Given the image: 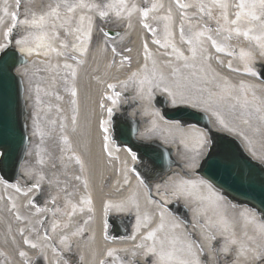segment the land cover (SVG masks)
<instances>
[{"label": "bare ground", "instance_id": "1", "mask_svg": "<svg viewBox=\"0 0 264 264\" xmlns=\"http://www.w3.org/2000/svg\"><path fill=\"white\" fill-rule=\"evenodd\" d=\"M203 1L216 11L211 29L186 16ZM174 2L0 0V46H13L29 60L17 74L40 124L35 140L32 118L33 146L22 180L0 178V264H40L43 258L46 264H181L193 259L189 245L200 264L264 263L258 259L264 254L261 217L197 175L209 147L206 132L170 121L152 105L162 97L171 109L208 115L216 131L238 140L264 166V41L251 38L264 29L247 16L239 25L230 23L239 0H220L227 8L214 0H184L183 8ZM79 4L88 7L68 11ZM41 16L43 24H34ZM100 19L116 30L114 40ZM236 27L252 31L248 37L226 31ZM25 38L26 44L16 43ZM249 66L258 74H247ZM122 104L143 123L137 139L172 149L184 166L172 169L154 193L137 172L134 154L111 135L109 109ZM178 185L183 191L174 194ZM178 206L189 208L188 218ZM131 217L128 233L124 226L121 233L112 230L111 219ZM72 243L80 262L67 253Z\"/></svg>", "mask_w": 264, "mask_h": 264}, {"label": "water", "instance_id": "2", "mask_svg": "<svg viewBox=\"0 0 264 264\" xmlns=\"http://www.w3.org/2000/svg\"><path fill=\"white\" fill-rule=\"evenodd\" d=\"M28 63L15 48H8L0 54V176L10 184L22 177L21 167L31 148V114L25 100L24 82L17 74L19 67ZM260 76L264 81V67ZM158 107L170 121L195 124L207 131L212 143L210 151L221 154V158L226 156L227 160L224 166L210 169L205 163L207 156L198 174L230 200L255 209L264 220V166L249 157L238 140L216 131L206 114L189 108H167V101L161 97L158 98ZM113 132L120 146L128 147L138 160L151 165L153 179L173 166L183 167L173 159L171 149L137 141L138 127L115 121Z\"/></svg>", "mask_w": 264, "mask_h": 264}, {"label": "snow or ice", "instance_id": "3", "mask_svg": "<svg viewBox=\"0 0 264 264\" xmlns=\"http://www.w3.org/2000/svg\"><path fill=\"white\" fill-rule=\"evenodd\" d=\"M17 2L19 3V0H17ZM124 2H125V0H120V3L122 5L124 4ZM176 2L182 8L183 7H188L187 4H181L180 0H176ZM214 3H220V0H214ZM57 7H59V6H57ZM75 7H88V5H84V4H79V5H76V6L68 5V11L69 12L74 11ZM91 7H99V6L98 5H92ZM153 7H155V6H153ZM220 7L221 8H227V5L223 4V3H220ZM236 7H238L240 9V11H238L235 14L236 15V19L230 21L231 24L239 25L240 22H241V19L243 17L247 16L252 21H260L261 22L260 26H261L262 29H264V0H239V3L236 5ZM257 9H259V13H257ZM203 10H204L203 7H201V11H203ZM52 14H56L55 10H53ZM117 15H119V13H117ZM148 15H149V10L148 9H144L143 10L144 18L147 19ZM12 16L15 19L16 16H17V13H12ZM100 16L101 17H106L107 16V12L101 11L100 12ZM80 19H81V21H83L84 17H81ZM164 19L165 20H171V16L170 15L166 16V17H164ZM224 19H225V21H227V19H228L226 14H224ZM43 22H44V17L43 16L40 17L39 21H33L34 24H41V25L43 24ZM144 27L147 28L149 31L154 32V30L152 29V27L149 24L145 23ZM180 31H181V35L183 36V33H184L183 26H181ZM217 31H220V29H217ZM226 31H228L229 34H231L234 31L237 35H243L245 37H248L249 33L252 31V29H248L247 31H243L242 32L240 27H236L234 29L233 28H228V29H226ZM8 34L11 35V29H9V33ZM200 35H203V33H200ZM228 38H231V35H229ZM251 38L256 40L257 42L264 41V35L253 36ZM209 39H211V37H209ZM16 43H18V44H26L27 43V39L25 38L24 40H18V41H16ZM156 43L159 44L160 41L157 40ZM188 43H192V41L189 40ZM212 43L217 46V51H221V52L224 51V49L222 47L217 45V42L215 40H212ZM260 46L262 48H264V43H261ZM4 47L5 46H0V51H3ZM32 50L33 49H31V48L28 49L29 52H31ZM193 52L195 53V49H193ZM244 55H245V53L242 52L241 56H244ZM262 55H264V53H262ZM65 67H69V65H65ZM247 74L255 76L258 73L255 70H253V68L251 66H249L247 68ZM109 87H114V85H109ZM164 91L168 92L169 89L167 87H165ZM109 112H111V109H109ZM105 131H107V129H105ZM226 160H227L226 156H223L221 158V154H218L215 151H210L209 155H208V159H207V161H205V163L209 164L210 169L211 168L218 169V168H220V167L225 165ZM17 190H19V189H17ZM181 191H183V186L182 185H178V186H176L174 194H178ZM233 243H235V241H233ZM32 247H36V245H32ZM189 251H190L193 259L181 261V264H200L199 260L195 258V253L191 252V245H189ZM20 255L24 256V255H26V253L21 252ZM109 255H111V253H109Z\"/></svg>", "mask_w": 264, "mask_h": 264}, {"label": "rangeland", "instance_id": "4", "mask_svg": "<svg viewBox=\"0 0 264 264\" xmlns=\"http://www.w3.org/2000/svg\"><path fill=\"white\" fill-rule=\"evenodd\" d=\"M177 6H179L178 4H177V2H176V0H175V2H174ZM180 3L181 4H185L184 3V0H180ZM180 7V6H179ZM201 7H203V11H201ZM186 16H187V18H189V19H196V18H199V21H198V23H196V26L197 25H200V26H202V27H204V25L203 24H207V26L205 27L206 29H211V27H210V25L209 24H211V23H214V21H215V18H216V11H214V10H210V9H208L207 8V5H206V2H201V6H200V8H199V10L198 11H196V12H188V13H186ZM195 21H197V19L195 20ZM160 27H158V33H161V25H159ZM105 32H107V34H108V37H110L111 39H113L114 40V38H116L117 36H118V33L116 32V30H114V29H105ZM113 42H115V41H113ZM143 43H146V40H143L142 41ZM143 53H144V51H142ZM111 53L113 54V52L111 51L109 54L111 55ZM145 58V57H144ZM112 93V92H111ZM108 94H110V93H108ZM116 99L118 98V97H115ZM35 102H37L36 100H35ZM156 102H157V98L156 97H154L153 98V103H152V105H153V107H155V108H157V106H156ZM121 108H123V113H121V114H119V112L121 111ZM158 109V108H157ZM35 112H36V104H35V106H34V115H33V135H34V139L36 140V139H38V137H39V130H40V124H39V121H38V118H36V115H35ZM116 112H118L117 114L119 115V116H125V117H127V118H129V119H131L133 122H136V119H134L135 117H134V114H133V111L130 109V108H127V106L126 105H124V104H122L121 105V107L119 106V108L117 109V110H115V112L114 111H112L111 110V112H109L108 113V118H109V121L111 122V120L116 116ZM129 116V117H128ZM131 117V118H130ZM147 124V123H146ZM146 124H144V125H146ZM37 146V145H36ZM37 148H38V146H37ZM32 157V158H31ZM30 157V161H33L35 158L33 157V156H31ZM143 167H147V165H143V164H139V167H138V169L137 170H139V169H143ZM167 175H165V176H163V177H161V178H164V177H166ZM161 178H159V179H161ZM158 182H160V183H164V179L162 180V182L159 180H157V181H148V183H150V185L148 186L147 185V188L149 189V191H151V193H154V187H155V185L158 183Z\"/></svg>", "mask_w": 264, "mask_h": 264}]
</instances>
